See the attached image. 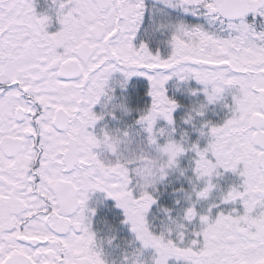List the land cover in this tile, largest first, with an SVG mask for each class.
Here are the masks:
<instances>
[{
	"label": "snow or ice",
	"instance_id": "6c2138e0",
	"mask_svg": "<svg viewBox=\"0 0 264 264\" xmlns=\"http://www.w3.org/2000/svg\"><path fill=\"white\" fill-rule=\"evenodd\" d=\"M0 264H264V0H0Z\"/></svg>",
	"mask_w": 264,
	"mask_h": 264
}]
</instances>
